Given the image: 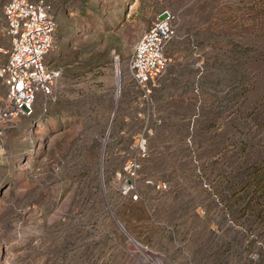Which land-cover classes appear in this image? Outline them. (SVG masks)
I'll return each mask as SVG.
<instances>
[{
  "label": "rangeland",
  "instance_id": "374dc122",
  "mask_svg": "<svg viewBox=\"0 0 264 264\" xmlns=\"http://www.w3.org/2000/svg\"><path fill=\"white\" fill-rule=\"evenodd\" d=\"M7 1L0 0V67L8 48ZM50 6L56 29L47 61L60 69L61 79L54 99L39 98L33 114L0 140V264H55L84 239L86 223L105 219L104 228L112 229L101 186L115 208L118 153L127 149L117 132L139 96L127 80L117 95L112 64L127 59L165 10L177 14L179 27L152 93L163 123L152 129L143 175L157 174L171 190L150 198L157 212L149 219L136 214L141 224H131L132 216L120 210L116 217L139 238L145 231L147 242L167 257L180 260L171 245L174 231L192 264H264L263 229L241 226L248 215L235 216L219 200L231 193L233 165L252 155L253 148L246 155L240 143L253 129L237 118L236 131L233 112L250 114L262 96L264 0H55ZM199 63L204 73L195 93ZM251 143L259 148L258 140ZM90 254L82 253L84 262L95 264Z\"/></svg>",
  "mask_w": 264,
  "mask_h": 264
},
{
  "label": "built area",
  "instance_id": "2783aa9c",
  "mask_svg": "<svg viewBox=\"0 0 264 264\" xmlns=\"http://www.w3.org/2000/svg\"><path fill=\"white\" fill-rule=\"evenodd\" d=\"M53 1L8 0L2 7L3 32L8 48L3 52L5 62L0 67V140L17 122L33 114L39 98L49 100L55 97L61 71L47 61L55 47L56 22L50 6ZM178 27L177 14L170 10L162 11L141 34L124 62L114 58L112 71L117 95L127 80L138 90L139 96L134 103V111L123 119L124 127L117 132L119 137L124 138L127 149L118 153L122 162L116 172L115 198L119 202L115 208L109 201L107 187L104 184L101 186L103 209L112 229L104 228L105 219L99 223L102 224L100 227L86 223L84 239L75 243L70 256L62 257L55 264H89L82 257L84 251L91 253L87 258L95 255L90 261L95 264H179L183 260L185 264H192L174 231L171 233V245L174 251L180 253V260L165 256L151 242H147L145 231L143 238L133 235L128 231L127 222L116 217V211L120 210L133 217L131 224H141L136 214L142 211L149 219L157 212V204L152 203L150 198L162 199L171 190L169 183L159 179L157 174L143 173L152 129L154 131L163 123L155 112L152 93L169 65L166 49L176 37ZM195 68L198 73L194 91L198 93V80L204 69L200 63ZM111 124L106 130L107 135H110ZM135 125H139L140 129H128ZM109 142L110 139H106L105 145ZM117 147H122V144ZM194 166L200 175L199 163L194 161ZM201 186L210 190L205 181L201 182ZM198 212L204 215L201 209Z\"/></svg>",
  "mask_w": 264,
  "mask_h": 264
},
{
  "label": "trees",
  "instance_id": "16d2710c",
  "mask_svg": "<svg viewBox=\"0 0 264 264\" xmlns=\"http://www.w3.org/2000/svg\"><path fill=\"white\" fill-rule=\"evenodd\" d=\"M238 53L244 56L243 61L248 59L247 51L240 49ZM244 80L245 77L241 76L237 83L243 86ZM235 112H233V117L236 115L234 126L236 131L237 118L244 120L247 128L253 129L252 134L249 135V140L245 139L240 143L241 147H244L242 152L246 151L247 155L249 153L247 147H252L253 150L251 157L233 165L230 173L232 179H227L231 193L228 196L220 195V200L235 216L239 214L248 215L247 224L241 226L251 230L252 227L250 226L254 225L255 228L263 229L262 233H264V86L262 96L255 103L250 114L243 115L241 111ZM251 140H258L260 142L259 148L254 147ZM229 202L230 204H228ZM252 216L254 219L249 221ZM232 218L235 220L234 217ZM236 219L238 220V217Z\"/></svg>",
  "mask_w": 264,
  "mask_h": 264
}]
</instances>
